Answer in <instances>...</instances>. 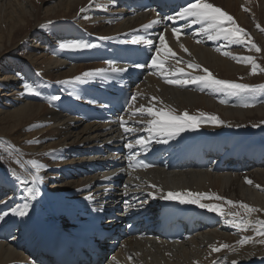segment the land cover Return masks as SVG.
I'll use <instances>...</instances> for the list:
<instances>
[{
    "label": "bare ground",
    "instance_id": "bare-ground-1",
    "mask_svg": "<svg viewBox=\"0 0 264 264\" xmlns=\"http://www.w3.org/2000/svg\"><path fill=\"white\" fill-rule=\"evenodd\" d=\"M107 2L110 0H0V208L11 204V209H17L15 214L11 210L0 214L3 217L0 229L4 221H18L24 239H29L46 221L66 223V216L73 215L77 204L90 196L95 177L66 179V171L84 162L83 158L74 156L73 150L85 151L95 145L96 140L106 141V133L101 125L66 117L51 98L59 92L55 85L60 87V93L73 92L76 87L72 82L74 77L102 66L65 61L59 45L69 39L62 36L63 30L78 26L99 36L114 37L151 18V14L146 13L119 18L116 14L122 9L112 4L104 6ZM208 2L231 15L240 28L251 29L259 41L260 51L248 43L249 35L244 43L221 37L223 43L219 47L203 46L189 38L177 40L176 36L168 35L166 42L170 36L174 49L178 48L171 58L175 60L180 52L181 56L171 70H165V74H180L181 80H190L193 76L205 75L203 69L207 68L217 79L248 85L262 82L259 79H264V0ZM95 9L105 11V14L93 15ZM181 41L187 52L181 47ZM52 42L57 43L54 49L50 47ZM234 46L240 47L232 48ZM224 52L231 55L226 56ZM234 57H253L258 65L256 72L253 73L252 63ZM189 62L199 64L201 68H190ZM179 68L184 72L176 71ZM196 84L198 89L195 91ZM26 85L34 91H29ZM187 86L191 88L188 90ZM252 94L260 99L256 91ZM227 99V93L201 90L199 83L179 86L149 76L137 88L131 111L137 112L144 106L174 109L177 115L184 111L194 116L204 113L199 127L187 128L188 137L210 130L218 136L235 138L238 145L253 146L254 140L249 136L264 137V103L230 104ZM208 116H216L219 120H210ZM150 119L149 115L141 118V122H145L143 129H148ZM241 125L245 127L239 128ZM257 137L254 138L259 140ZM140 174L145 180L143 189L154 203L168 200L162 197L169 192L208 193L201 203L222 204L226 212H239L240 217H247L253 223L246 230H240L226 222L232 217L206 209L217 222L216 227L183 243L168 244L157 238L128 240L109 264H264V235L258 234L259 225L256 224V221H264V166L252 168L246 174L195 170L175 174L160 168ZM249 180L252 183H248ZM138 181L134 174L128 188L140 183ZM29 187L35 190V199L28 195ZM213 193L227 200L242 201L259 211L246 213L238 205L233 207L226 201L216 200ZM26 203L29 212L20 216L18 212L24 210ZM4 213L8 214L5 216ZM246 237L249 239L241 243ZM224 244L229 247H221ZM213 246L220 251H213ZM17 247L12 241H0V264L28 260L24 251Z\"/></svg>",
    "mask_w": 264,
    "mask_h": 264
},
{
    "label": "snow or ice",
    "instance_id": "snow-or-ice-1",
    "mask_svg": "<svg viewBox=\"0 0 264 264\" xmlns=\"http://www.w3.org/2000/svg\"><path fill=\"white\" fill-rule=\"evenodd\" d=\"M81 11H83V9H81ZM176 18L190 20L191 24L202 25L199 31L208 33V39L211 40H217L223 37V39L227 41L244 43L245 37L248 36V33L244 29L240 28L239 25L236 24L234 18L231 15H229L223 9L209 3L208 0H194V2L188 3L185 7H182L178 12H176L175 16L167 17V19L169 20ZM159 22H160L159 20H155L152 21L151 23H159ZM151 23L149 25H144L143 27L145 28L151 27ZM172 31L175 34L176 39L179 40L181 29L173 28ZM101 39H109V37H102ZM159 39H160L161 47H158L156 49V55L153 56L152 58V64L156 66L158 70H161V75H164L165 60L159 58L161 51H164L166 55H170V56H175L176 54L168 46L163 35H161ZM139 42H140L139 40L132 41V43H139ZM146 43L151 45L152 41H146ZM248 43H252V42L249 40ZM59 47L61 49L78 50V49L92 48L95 47V45L90 44L83 40L73 39V40H66L61 42ZM181 47L184 48V51L186 52L188 51V49L183 45H181ZM253 47H255L257 51H260L258 46L253 44ZM224 55L226 56L231 55V53L224 52ZM234 58L252 63L253 73L256 72L258 65L255 64L253 57H234ZM188 66L190 68H195V69L201 68V65L192 62H189ZM137 67H143V65H137ZM106 71H107L106 69H94V70L86 71L82 73V76L75 77V80L79 81L85 77L88 78L94 77ZM111 71L122 72L125 71V69L112 68ZM176 71L183 73L184 69L179 68ZM203 72L205 73V75L193 76L190 80L169 79L167 76H165V79L166 82L169 84L186 85L189 83H199L201 85V90H203L204 88H208L213 91L227 93L229 95H237L241 92L248 91L255 87L264 88V85L252 86L248 84L237 83L234 81L217 79L215 76L212 75V73L207 68H204ZM26 87L28 88L29 91H34V89H32L30 86L26 85ZM51 99L58 100L60 99V97L56 96V97H52ZM132 99L135 100V97H133ZM153 99L155 100L157 98L153 97ZM137 112H140L141 114L146 113L147 115L152 117V119L147 121V124L149 125L147 131L153 134L165 135L168 137L178 135L180 132L185 131L187 128L199 127L200 119L205 116L204 113H201L200 116L189 115L187 111H184L182 114L177 115L175 114L174 109H170V110L166 108L155 109L154 107L145 108L144 106H141L140 109H137ZM207 118L213 121L219 120V118L216 116H208ZM121 122L122 124H127V121H124L123 118H121ZM219 122L223 123V121H219ZM124 130L125 132L137 131V129L135 128H128V127H125ZM135 143L142 146H147L148 141H146L143 137H141L137 139ZM127 147L131 149L133 147L132 143H129ZM33 163L36 162L33 161ZM33 179H36V177H33ZM248 183H252V181L249 180ZM27 193L32 199L36 198L35 190L33 188L31 187L27 188ZM208 196H209L208 193L169 192L166 196L162 198L168 200L178 199L181 201V203L198 204L199 207L216 212L221 216H226V217L230 216L232 217V219H227L226 222L240 230H246L250 225H252L253 222L247 217H240L239 212H232V211L226 212L224 205L222 204L201 203V199ZM212 197H214L216 200L226 201L227 205L233 207L238 205L241 209L245 210L246 213L259 211V209H256L242 201L236 202L232 200H227L225 197H220L215 193L212 194ZM89 199L91 198L89 197ZM28 207L29 205L26 203L24 205V210L19 211L18 214L20 216L26 215ZM11 211L14 214L17 213L16 208L11 209ZM7 214L8 213H4L3 215L6 216ZM237 217H240V219H237ZM2 218L3 217L0 216V219ZM256 224L259 225V228L257 229L258 234L264 235V221H256ZM247 239L249 238L246 237L244 241H241V243L246 242ZM262 243H264V241H262ZM221 247L227 248L229 247V245L224 244L221 245ZM213 251H220V248H216L213 246ZM233 264H235V262H233Z\"/></svg>",
    "mask_w": 264,
    "mask_h": 264
},
{
    "label": "rangeland",
    "instance_id": "rangeland-1",
    "mask_svg": "<svg viewBox=\"0 0 264 264\" xmlns=\"http://www.w3.org/2000/svg\"><path fill=\"white\" fill-rule=\"evenodd\" d=\"M258 25H259V24H258ZM263 27H264V25H263ZM245 31H246V32L248 31L247 33H248V35H249V37H250V38L248 37V40H250L251 42H252V41L255 42V43L252 42V46H253V44L257 46V45L259 44V41L256 39V36H255V34L253 33V31H252L251 29H248V28H247ZM251 33H252V34H251ZM252 36H255V37H252ZM262 75H264V74H262ZM263 80H264V79H259V81H262V82H260V83H258V84H257V83L252 84V86H254V85L257 86V85H259V84H260V85L264 84V83H263ZM256 84H257V85H256ZM47 87H48V89L52 90V89H51L52 87H50V86H47ZM255 89H256V90H254V88H252L253 91L260 92V93L262 94L261 98L259 99V102H260V104H263V103H264V88L261 89V88H259V87H255ZM260 100H261V101H260ZM244 127H245V126L241 125L239 128H244Z\"/></svg>",
    "mask_w": 264,
    "mask_h": 264
}]
</instances>
